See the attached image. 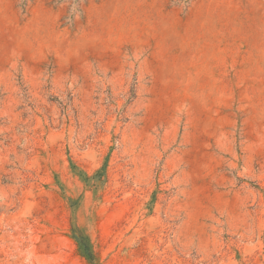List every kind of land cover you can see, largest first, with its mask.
Instances as JSON below:
<instances>
[{
  "label": "rangeland",
  "instance_id": "obj_1",
  "mask_svg": "<svg viewBox=\"0 0 264 264\" xmlns=\"http://www.w3.org/2000/svg\"><path fill=\"white\" fill-rule=\"evenodd\" d=\"M0 264H264V0H0Z\"/></svg>",
  "mask_w": 264,
  "mask_h": 264
},
{
  "label": "trees",
  "instance_id": "obj_2",
  "mask_svg": "<svg viewBox=\"0 0 264 264\" xmlns=\"http://www.w3.org/2000/svg\"><path fill=\"white\" fill-rule=\"evenodd\" d=\"M73 238L75 239L81 254L91 263H94L96 254L90 240L82 233L78 234L77 232L74 234Z\"/></svg>",
  "mask_w": 264,
  "mask_h": 264
}]
</instances>
